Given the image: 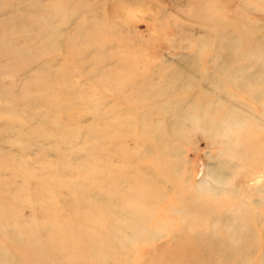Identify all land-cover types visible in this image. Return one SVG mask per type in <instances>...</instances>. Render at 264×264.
Wrapping results in <instances>:
<instances>
[{
  "label": "rangeland",
  "instance_id": "rangeland-1",
  "mask_svg": "<svg viewBox=\"0 0 264 264\" xmlns=\"http://www.w3.org/2000/svg\"><path fill=\"white\" fill-rule=\"evenodd\" d=\"M231 22L228 34L264 35V0H0V264H158L188 250L192 231L178 246L168 242L199 217L181 221L172 201L147 200L148 232L121 241L127 228L115 215L130 217L143 197H159L135 174L140 151L153 144L136 138L156 126L142 117L154 99L136 93L153 95L150 81L179 68L195 82L220 77L223 62L213 58L226 51L209 30ZM252 105L259 112L264 97ZM209 144L200 136L180 150L175 168L190 184L201 176L214 184ZM250 169L257 181L242 164L218 172L226 179L215 185L219 197L246 201L242 229H218L231 233L218 264H264V171ZM248 206L254 212L245 215ZM159 220L165 227L156 232L167 235L148 238Z\"/></svg>",
  "mask_w": 264,
  "mask_h": 264
},
{
  "label": "bare ground",
  "instance_id": "bare-ground-1",
  "mask_svg": "<svg viewBox=\"0 0 264 264\" xmlns=\"http://www.w3.org/2000/svg\"><path fill=\"white\" fill-rule=\"evenodd\" d=\"M246 7L247 2L242 1L241 8ZM234 23H227L225 30L224 27L217 31L209 30V35L214 37V41H219V46L224 47L226 51L219 52L213 58L223 62L222 68L225 71L220 77L212 76L209 72L208 75H203V80L196 77L198 81L195 82L187 70L179 68V71H172L163 76V79L154 78L150 81L154 88L153 95L145 97L136 93L139 99H154L148 104L142 117L149 118L156 126L141 128L140 131H144L136 138L144 141V145L139 142L143 147L153 144L145 151H140L141 158L135 174L140 175L143 181L152 180L145 186V190L149 191L150 195L158 193L159 197L152 200L145 196L141 200L140 209L132 212L134 215L127 217L121 210V215H115L114 219L119 226L127 228V232L120 233L121 241L126 242L148 232L149 225L144 218L152 213H143L147 200L148 204L155 201H172L173 211L180 216L181 221L199 217L194 222L180 227L179 234L175 238L171 237L168 242L175 247L178 246L180 234L191 231L196 233L189 243L188 250L177 251L174 255V259L179 257L184 264H218V261L227 260L225 252L231 233L227 238L221 237L218 235V229L222 227L224 230H230L234 227L235 235L244 225L240 209L246 207V201H239V198L225 200L219 197L223 190L215 185L224 184L226 181L225 174H219V170L232 169L242 164L244 171L250 172L247 176L251 181L256 180V169L249 170L250 167L264 171V108L258 112L252 105V101L257 102L264 97V35H250V32L248 34L245 30V35L236 30V35L228 34V30L234 28ZM95 24L101 26L98 20ZM234 39L237 41L236 50L232 47ZM252 68L257 72H251ZM207 82L209 84H206ZM127 84L135 86L132 79L128 80ZM145 84L146 81L139 80L137 88H142ZM155 98L160 101L155 103ZM161 99L165 101L161 102ZM22 125L24 128L26 124ZM200 136L208 143L211 142L209 149L216 153H207L211 160V165L207 167V177L208 180L213 178L214 184L202 179V176L195 185L190 184L188 179H183L182 171L175 168V163H184L180 155L184 144L193 143ZM119 153L127 157L126 163L134 162L133 158L129 157L131 153L123 150ZM186 180L188 183L185 184ZM166 210L163 209L162 213ZM252 211L254 212L248 206L244 214H251ZM257 219L259 215L256 213ZM157 223L158 225L147 233L148 238L153 235L152 237L161 239L167 235L166 231L156 232L157 228L165 227V223ZM156 258L151 261L156 262ZM174 259L171 255L158 261V264H181Z\"/></svg>",
  "mask_w": 264,
  "mask_h": 264
}]
</instances>
